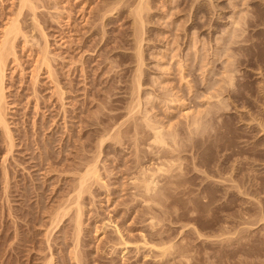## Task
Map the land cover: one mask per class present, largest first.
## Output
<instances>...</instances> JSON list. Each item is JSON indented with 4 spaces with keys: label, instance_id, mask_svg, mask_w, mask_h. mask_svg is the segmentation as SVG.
I'll list each match as a JSON object with an SVG mask.
<instances>
[{
    "label": "rangeland",
    "instance_id": "rangeland-1",
    "mask_svg": "<svg viewBox=\"0 0 264 264\" xmlns=\"http://www.w3.org/2000/svg\"><path fill=\"white\" fill-rule=\"evenodd\" d=\"M129 1L135 2L34 0L33 4L37 6L36 20L40 24L37 25L30 7H24L21 15L19 14L20 0H0V38L9 21L18 14L23 29L15 39V54L8 57L5 72L4 111L15 144L9 153L0 124V264H44L51 252L55 254V264H264V23L258 19V0H195L203 5L200 4L201 7L197 8L194 0H149L150 14L148 11L145 14L146 17L148 15V20L145 17L148 22L142 26L144 28H140L144 29L142 36L133 24V15L130 13L129 16ZM234 1L239 4H234ZM262 10L264 18V9ZM244 14L250 19V23L247 21L242 24L246 31H238L241 33L238 38L240 42L234 43V34L231 33L234 32V23L231 24L232 20L234 22L233 16L237 19V16ZM251 19H255V22ZM258 21L261 24H257ZM252 22L255 23L254 26ZM229 30L233 36L229 34ZM136 34L138 39L142 38L143 60H146L142 65L141 82L144 84L143 93L140 92L141 107H150L146 114L154 111L155 114L150 113L152 117L148 116L160 117L161 119H157L154 116V120L160 119L156 120V125L163 126L166 132L179 133L175 140L180 136L179 140L184 139L182 143H178L184 150L178 147L177 151L183 154L177 155L175 152L176 157L182 159L185 156L180 160L182 164L176 163L180 162V158L176 161L173 157L175 153L172 156L175 159L170 158L176 161V164L173 162L176 167L171 163L172 167L182 170V173L178 172L184 176H174L176 181L169 174L178 182L172 183L178 188L172 184H169L172 187L167 188L169 185L166 182H170L172 178L167 173H172L171 169L173 171L171 166H167L168 159L166 166L164 165L168 168L165 169L167 173L165 170L157 171L156 178L161 179L160 185L165 184L164 188L167 192L169 190L170 195L167 196L166 193L165 199L158 201L159 204L155 201L148 208L141 196H134L137 189L130 178L142 164H149L147 167H151L154 162L152 167L156 169V166L168 158L167 154L169 157L171 155L161 150L159 156L162 159L154 152L149 153L144 133L143 141L140 138L136 145L128 134L127 137L123 135L120 138V141L124 139L123 143L106 140L104 148H101L102 154L97 156L98 168L104 180L93 184L92 194L86 193L82 198L84 213L78 246L82 263H79L71 254L74 247L73 219H68L55 228L50 239L47 227L58 200L77 178L78 174L75 172L81 171L79 168L83 170L88 159L98 153L96 141L99 134L95 135L97 127L100 126V131L105 124H112L116 119L123 120L128 116V104L132 100L129 97L133 96L128 87L132 86L129 81H132L136 67L134 50L136 51L138 42H133L137 39ZM246 36H251L252 43L242 39ZM43 51L48 57L49 66L46 62L43 64ZM179 61L183 65L188 64L184 65L188 70H183L187 82L183 79ZM229 69L234 70L231 71L234 78V84L230 83L231 85L228 84L229 78H226L230 74ZM225 72L226 75L223 76ZM213 82V90L208 89L209 83ZM187 84L189 87L193 85L190 92ZM149 90L154 92L149 94L152 99L156 96L153 100L148 99L152 103L147 102V97L144 96ZM218 90L223 91L220 93ZM215 93H219L221 99L224 98L223 105L226 104L224 107L219 104L220 108L216 110L214 108L218 107V96L210 98L211 101L207 99ZM170 95H173L172 98ZM171 99H178L179 102L173 104L172 101L175 100ZM147 105L150 106L146 108ZM194 112L198 115L200 113V116H196ZM196 117L201 118V123L198 121L199 128L191 124L192 128L195 126L194 132V128L188 124L193 123L192 118L194 120ZM127 122L126 125L129 124ZM179 127L180 130L175 131ZM203 127L206 129L204 133L201 131ZM196 130L200 131L199 135ZM189 131L194 135L190 136L193 133H188ZM192 137L195 138L193 141ZM194 141L201 146L197 147L198 143ZM140 147L143 151L139 150ZM145 150L147 151L144 152ZM137 156L143 159L140 160ZM194 162L196 168L193 166ZM180 164L185 170L177 166ZM184 165L191 173L186 171ZM198 167L204 172L207 169L206 172L209 173L204 174ZM5 169L8 172L9 186L4 183ZM183 170L186 173L183 174ZM219 170L223 172L222 176ZM174 171L173 174H179ZM178 178H181L180 181L183 179V182H179ZM218 180L223 182L218 183ZM4 184L7 186V193ZM23 187L30 191L24 192ZM209 188L215 190L210 191ZM188 192L191 194L188 195ZM22 193L26 196L29 194V199ZM187 196H190L189 200ZM110 218L121 228L123 238L128 241L125 253L122 251L125 245H113L120 240L114 224L106 227L105 232L102 230L103 223ZM15 231L22 233L20 236L18 233L16 237ZM144 239L150 241V247L151 243L160 244V248L161 245L169 247L167 243H172L171 246L176 243L178 248L175 245V248L168 249L170 253L174 251V254L167 251L168 255H161L160 248L149 249V245L145 244L144 247ZM154 253L159 254L157 259V254L153 255Z\"/></svg>",
    "mask_w": 264,
    "mask_h": 264
},
{
    "label": "bare ground",
    "instance_id": "bare-ground-1",
    "mask_svg": "<svg viewBox=\"0 0 264 264\" xmlns=\"http://www.w3.org/2000/svg\"><path fill=\"white\" fill-rule=\"evenodd\" d=\"M34 0H20V8H19V14L21 15V11H22V9L24 8V7H27L28 6V8L32 11V13H33V15H34V21L37 19V17H36V14H35V9H36V5H34L35 3L33 2ZM128 1V0H127ZM193 1V0H192ZM199 1V0H198ZM195 2V0L193 1V2H195V3H197L196 4V8L199 6V7H201L200 6V4H201V2ZM126 2V1H125ZM124 2V3H125ZM193 2H192V4H193ZM203 2V1H202ZM215 2V1H214ZM214 2H211V4L213 3V4H216V3H214ZM232 2V1H231ZM235 2V1H234ZM240 2V1H239ZM257 2V6L259 7V9H258V7H256V10L258 9V15L260 16V17H258V19L260 18V22H262V23H264L263 21H264V18H262V9H264V0H258V1H256ZM34 3V4H33ZM150 3L151 2H149V0H135V2L133 1V3L132 2H130L129 1V3L127 2V6H129V7H131L129 10L131 11V12H128L129 13V16L132 14L133 16L132 17H134V21L133 22H135V23H133L134 25H135V28H136V26H137V32L139 33L140 32V34H141V36H142V31H144V29H140L142 26H144V24H145V22H148L147 20H148V15H147V17H146V12L150 9ZM189 3V2H188ZM234 4H239V3H234ZM134 5V6H133ZM151 5H153V2H152V4ZM202 5V4H201ZM124 6H126V5H124ZM126 6V7H127ZM190 6H191V1H190ZM203 6V5H202ZM235 6V5H234ZM192 7H194V6H192ZM263 7V8H262ZM214 8V7H213ZM260 8H262V9H260ZM182 9H184V8H182ZM253 9H255V7L253 8ZM197 10V9H196ZM218 10V9H217ZM261 10V11H260ZM150 12H151V10H150ZM257 12H253L254 14L255 13H257ZM131 13V14H130ZM148 13H149V11H148ZM246 13V12H245ZM19 14L17 15V17L16 18H12L10 21H9V23H8V25L5 27V29H4V31H3V34H1V41H0V124H1V127H2V129H3V134H4V139H3V141L5 142V144L7 145V151L10 153V152H12V148H13V146H14V144H15V140H14V137H13V134H12V131H11V129H10V127H9V124H8V122H7V119H6V117H5V111H4V109H5V86H4V84H5V77H6V65H7V61H8V57L10 56V55H14L15 54V47H14V42H15V39L17 38V36L20 34V32L23 30L22 29V26H21V20H20V17H19ZM150 14V13H149ZM218 14V13H217ZM247 14V13H246ZM236 15H237V13H236ZM253 17H255L254 15H252ZM145 17L147 18V20H145ZM234 17V22H233V20H232V25H233V23H234V28H233V30H234V32H231V33H233L234 34V43H238V42H240L239 40L240 39H238V38H240L239 36H241L240 34H239V32H241V31H243L244 30V33H245V29H244V27L242 26V24L243 23H246L247 21L250 23V19H247V16L244 14V16L242 15V16H237L238 18L236 19V17L235 16H233ZM232 17V18H233ZM263 17H264V15H263ZM189 18H191V17H189ZM248 18H249V16H248ZM257 19V20H258ZM252 20V19H251ZM254 20V22H255V19H253ZM252 20V21H253ZM151 21V20H150ZM36 22L38 23V21L36 20ZM36 22H35V24H36ZM259 21L257 22V24L258 23H260ZM137 24H139V25H137ZM147 24V23H146ZM252 24H253V22H252ZM251 24V25H252ZM255 24V23H254ZM254 24L252 25V26H254ZM261 24V23H260ZM37 25H40L39 23L37 24ZM245 25V24H244ZM250 25V24H249ZM250 25V26H251ZM241 26L243 27V28H241ZM139 27V28H138ZM142 28H144V27H142ZM243 29V30H242ZM140 30V31H139ZM232 30V31H233ZM241 30V31H240ZM134 31V30H133ZM228 31V30H227ZM226 31V32H227ZM230 31L231 30H229V34L230 35H232L233 36V34H231L230 33ZM239 31V32H238ZM136 32V33H137ZM133 34L135 35V33L133 32ZM139 34V35H140ZM137 35V37L136 36H134V38L133 39H135V37L137 38L136 40H134L133 42H138V43H136V51L134 50V52H136L135 53V59H136V67H135V65H134V67H135V69H134V72H133V77H131L132 78V81L130 80L129 82H131L132 83V86H133V88H132V86L130 85V83H128L129 85L128 86H131V87H128V88H130L129 90L131 91V94L133 95L132 97H129L130 99H132L131 100V102H130V104H128V107H129V110H127L128 109V107H127V105H126V107H127V111H125V112H127L126 114H128V116L125 118V119H123V120H121L120 118H119V120H121V121H119V120H117L116 119V121L113 123L112 122V124H108V125H106L105 124V126L103 127V126H101V127H103L100 131H98L99 130V127H97L98 128V130H96V134L95 135H98L99 134V138H98V141H96V139L94 138V140L96 141V143H97V150H99V151H97L96 152V150L94 151L95 153H97V154H95L96 156H93V158L92 159H88V161L86 162V164H85V168L83 167V170H82V168H79V167H77V169L79 168V170H81V171H79V172H81L80 174H79V172L77 171V172H75L76 173V175H77V178H75L74 179V181H72L73 183H72V185H70V188L69 189H65L66 191H64V193L62 194V196L60 197V199L58 200V203H57V206H56V208H55V210L51 213V215H50V221H49V226L47 227V235H49V239H50V235L52 234V231L55 229V228H57V227H59L60 225H61V223H65V221L66 220H68V219H73V221H74V228H73V232H72V238H73V241H74V247H73V251H72V253L71 254H73L74 255V257H75V260H78L77 262H79V263H82L81 261H82V257H81V254H80V256H79V252H78V246H79V242H80V234H81V231H82V225H83V220H82V215H83V209H84V202L82 201L83 199V197H84V194H86V193H90V194H92V192H91V190H92V187L94 186L93 184H95L96 182V184H98V182H103V178L101 177V171H99V168H98V164H97V162H98V158L100 157V153L103 151L101 148H104L103 147V144H104V142H107L106 140H113L112 142H114V140L118 143V142H122L123 143V140L122 141H120L121 139V137H124L123 135H127L129 138H131V141H132V139H133V141H134V144L136 145V144H138L139 143V139L140 138H142L141 140L143 141V135L145 134L146 136V139L148 140V141H146L145 143H146V149H150V150H152L151 152H150V150L148 151L149 153H152V152H154V153H156L157 155H158V158H162V157H160L159 156V153L161 152V150H164L165 152H167V153H169L170 155H171V157H169L168 156V154H167V157L165 156V158H167V159H165V160H163V162H161V165H159V166H156V169H154L152 166H153V163H152V165H151V163H150V165H151V167H147V166H149V164H147V166H145V165H143L142 163V166H139V167H137L136 169H138V171H136V173H134V174H132V176H131V178H130V180H131V183L133 184V186L137 189V193L135 192L134 193V196L136 195H138L139 197L141 196L142 198H143V200H144V202L146 203L145 205L148 207V208H150L151 206H152V204H155L154 202L155 201H157V203L159 204V202H160V200L162 201L163 200V198L165 199L166 198V193H168L169 192V190H168V192L165 190V184L163 185V186H161L160 185V183H159V180H161V179H159V180H157V175H156V172L157 171H161V170H168V168H166L165 166H166V164H167V160L169 159L170 160V158H172L173 159V157H175L174 159L177 161V158L179 159L180 157H176L175 155H176V153L175 152H177L179 149H178V147L179 148H182V147H180L179 146V144L178 143H182V140H184V139H180L179 140V138L181 137H179L178 138V140H177V142H176V140H175V136L176 135H178V134H176L175 132L173 133V132H169V131H165V128L163 127V126H158V125H156V124H158L157 123V121H159L161 118L160 117H158V118H160L159 120H157L158 118L155 116V118H157V119H155L154 120V116H153V118H151L152 116L150 115V113L149 114H146V112L148 113V109L150 108L148 105L146 106V108L147 107H149L148 109H144V108H142L141 107V105H142V97L140 96V92H142V86H143V84L144 83H142L141 82V79H142V72H143V67H142V65L144 64V61H146V60H143L144 59V57H143V54H142V51H144L143 50V48H142V44H141V42H143L142 41V38L139 36V38H141V39H138V34H136ZM186 35V34H185ZM189 35V34H188ZM187 35V36H188ZM243 36V35H242ZM144 37V36H143ZM220 39V38H219ZM244 41H246L247 43L250 41V43H252V38H251V36L250 37H243L242 38ZM242 39H241V42H243L242 41ZM138 40V41H137ZM238 41V42H237ZM134 45V44H133ZM135 46V45H134ZM134 46H133V48H134ZM45 49V48H44ZM198 50V49H197ZM45 51H46V49H45ZM45 51H43V53H44V57H43V64L46 62L47 63V65L49 66V63H48V57L46 56V53H45ZM220 52V51H219ZM197 53H198V51H197ZM216 53H218V52H216ZM199 54V53H198ZM197 55V54H196ZM227 56H229V55H227ZM134 57V56H133ZM131 58V57H130ZM123 59V58H122ZM146 59V58H145ZM131 61H132V59H131ZM135 61V60H134ZM185 61V60H184ZM208 61V60H207ZM207 61H205L206 63V66H207ZM210 61V60H209ZM133 62V61H132ZM180 62V61H179ZM178 62V64H179V66H181L179 69H180V71L182 72V74H183V70L184 69H187V68H185L184 67V65H186V64H182L181 62V64ZM186 62V61H185ZM184 62V63H185ZM146 64V63H145ZM204 64V63H203ZM188 65V64H187ZM210 65V64H209ZM170 67V66H169ZM187 67V66H186ZM189 67V66H188ZM165 68V67H164ZM145 69V68H144ZM169 70V69H168ZM171 70V69H170ZM188 70V69H187ZM227 70V69H226ZM165 71V70H164ZM229 72H230V74H229V76H231V77H226V78H229V83L228 84H230V83H232V84H234V82H233V76L231 75L232 74V72H234V70L232 71V69H231V71H230V69L228 70ZM228 71H226L227 72V75H228ZM146 72V71H145ZM226 72H225V74L223 75V76H225L226 75ZM167 73V72H166ZM168 73H170V72H168ZM186 73V72H185ZM147 75V74H146ZM181 75V74H180ZM233 75H234V73H233ZM183 76H184V74H183ZM151 77V79H152V76H150ZM156 77V76H155ZM154 77V78H155ZM181 77H182V75H181ZM235 77V76H234ZM144 79V78H143ZM150 79V78H149ZM157 80H158V78H156ZM155 79V80H156ZM182 79V78H181ZM183 79H185V76H184V78ZM182 79V80H183ZM225 79V78H224ZM223 79V80H224ZM181 80V81H182ZM190 80V79H189ZM189 80H188V82H189ZM227 80V79H226ZM148 81V80H147ZM146 81V82H147ZM154 81V80H153ZM184 81V80H183ZM185 81L187 82V78L185 79ZM210 81V80H209ZM225 81V80H224ZM144 82V81H143ZM211 82V81H210ZM226 82V81H225ZM135 83V84H134ZM154 83V82H153ZM190 83H191V81H190ZM189 83V84H190ZM208 83V82H207ZM216 83H217V81H216ZM186 84V83H185ZM189 84H187V86L189 85ZM226 84H227V82H226ZM214 82H213V84L211 83H209V87H208V89H212L214 86ZM231 85V84H230ZM145 86V85H144ZM167 86V85H166ZM191 86H193V85H190V87L188 88V90L191 88L192 89V87ZM216 86V85H215ZM221 86V85H220ZM222 86H224V85H222ZM127 87V86H126ZM164 87V86H163ZM145 88V87H144ZM170 88V87H169ZM168 88V89H169ZM172 88V87H171ZM170 88V89H171ZM216 88V87H215ZM217 88H219L220 89V87H217ZM167 89V88H166ZM128 90V89H127ZM147 90V89H146ZM146 90H144L145 92H146ZM180 90H181V88H180ZM193 90V89H192ZM213 90V89H212ZM163 91V90H162ZM170 91V90H169ZM173 91V90H172ZM214 91H216V90H214ZM219 92H220V90H218ZM217 91V92H218ZM223 90H221V92H222ZM148 92V91H147ZM150 92H153V91H151V90H149V92H148V96H149V94H151ZM171 92V91H170ZM189 92H190V90H189ZM220 92V93H221ZM129 93V92H128ZM143 93V92H142ZM141 93V94H142ZM154 93V92H153ZM161 93V92H160ZM210 93V92H209ZM213 93V92H212ZM146 94V93H145ZM156 94V93H155ZM171 94V93H170ZM174 94V93H173ZM175 94H177L176 96H178V93L177 92H175ZM174 94V95H175ZM211 94V93H210ZM218 94V95H217ZM215 93V95L213 94V95H210V97H206L208 100L211 98H213V99H215L213 96H215V97H217L218 96V98L216 99L217 101H218V103H217V105L216 106H218L219 104V106H221V105H223V99H221L222 98V96L221 95H219V93ZM143 95V94H142ZM147 95H144L145 96V98L148 100V99H150L151 97V95L148 97ZM169 95V94H168ZM129 96H131V95H129ZM163 96V95H162ZM171 96V95H170ZM173 96V95H172ZM172 96H171V98H172ZM207 96V95H206ZM221 96V97H220ZM156 97V96H155ZM155 97H153V99L155 98ZM164 97H166V96H164ZM180 97H183V96H180ZM220 97V98H219ZM169 98V97H168ZM174 98V97H173ZM176 98V97H175ZM178 98V97H177ZM128 99V98H127ZM130 99H129V101H130ZM146 99H144V100H146ZM152 98H151V100H153ZM157 99V98H156ZM180 99V98H179ZM146 100V101H147ZM162 100V99H161ZM171 100H175V101H172V103L173 102H179V100L177 101L176 99H171ZM207 100V101H208ZM127 102H128V100H126ZM209 101H211V100H209ZM216 101V102H217ZM145 102V101H144ZM147 102H151L152 103V101H147ZM216 102H215V104H216ZM221 102H222V104H221ZM150 103V104H151ZM171 103V102H170ZM211 102H209V104H210ZM144 104V103H143ZM145 104H148V103H145ZM173 104H176V103H173ZM214 104V105H215ZM155 105V104H154ZM153 105V106H154ZM168 105H169V102H168ZM224 105H226L225 103H224ZM224 105H223V107H224ZM215 107L214 109L216 110L217 108H220V107ZM144 107V106H143ZM151 107H152V105H151ZM114 108V107H113ZM155 108H156V106H155ZM222 108V107H221ZM144 109V110H143ZM153 109H154V107H153ZM153 109H150V110H153ZM214 109H213V111H214ZM206 110H208V109H206ZM219 110V109H218ZM188 111V110H187ZM211 111V110H210ZM153 112L154 111H152V113L151 114H153ZM186 112V111H185ZM196 112V111H195ZM194 112V113H195ZM198 112V111H197ZM201 112H202V110H201ZM212 112V111H211ZM216 112V111H215ZM157 113V112H156ZM189 113H190V111L188 112V115H189ZM193 113V112H192ZM209 113V112H208ZM214 113V112H213ZM212 113V114H213ZM216 113H218V111L216 112ZM113 114H116L115 112L113 113ZM120 114V113H119ZM118 114V115H119ZM125 114V115H126ZM154 114H155V112H154ZM197 113H195V115H196ZM206 114H207V112H206ZM211 114V113H210ZM111 115V114H110ZM124 115V114H123ZM151 116V117H149V116ZM198 115V114H197ZM196 115V116H197ZM213 115H216V114H213ZM112 116V115H111ZM114 116V115H113ZM192 116V115H191ZM198 116H200V113H199V115ZM115 117V116H114ZM119 117H121V115L119 116ZM123 117V116H122ZM188 117V116H187ZM215 117V116H214ZM112 118V117H111ZM115 118H118V117H115ZM151 118V119H150ZM190 118V117H189ZM193 118H194V116H193ZM193 118H192V121H193V123L191 122L190 123V120H191V118H190V120H189V123H190V125L188 124V126H190L191 128H192V126H191V124L193 125H195L196 126V128H199L198 127V123L200 122L199 121V119H201L200 117L198 118V117H196L197 119H194L193 120ZM203 118V117H202ZM100 119H101V117H100ZM111 120H113V119H111ZM130 120V121H129ZM157 120V121H156ZM163 120V119H162ZM114 121V120H113ZM127 121H129V122H127ZM153 121H156V123L155 122H153ZM199 121V122H198ZM105 122V121H104ZM126 122L127 123H129L128 125H126ZM161 123H162V121H160ZM204 122V121H203ZM202 122V123H203ZM201 123V122H200ZM205 123V122H204ZM203 123V126H205V124ZM259 124L261 123V122H258ZM168 124V123H167ZM125 125V128H122L123 126ZM159 125H160V123H159ZM170 125V124H169ZM261 125H263V123L261 124ZM166 126V125H165ZM172 126V125H171ZM195 126L193 127L194 128V132H195ZM199 126H201V125H199ZM175 127H177V126H175ZM189 127V128H190ZM263 127V126H262ZM261 127V128H262ZM169 128H170V126H169ZM169 128H168V130H169ZM188 128V129H189ZM192 128V129H193ZM204 128L205 127H203V130H201V131H203V133H204V131L206 130H204ZM167 129V128H166ZM172 129H174L173 127H172ZM180 130V127L179 128H177V129H175V131H177V130ZM182 129V128H181ZM202 129V128H201ZM178 130V131H179ZM263 130V129H262ZM170 131H172L171 130V128H170ZM181 131H183V130H181ZM193 131V130H192ZM197 131V130H196ZM184 132V131H183ZM191 131H189L188 133H190ZM198 132H200V131H197L196 133H198ZM144 133V134H143ZM182 133V132H181ZM191 133H193V132H191ZM93 134V133H92ZM143 134V135H142ZM182 134H184V133H182ZM200 133H198V135H199ZM94 135V136H95ZM140 135H141V137H140ZM181 135V134H180ZM189 135V134H188ZM191 135H194V133L193 134H190V136ZM202 135V134H201ZM126 136V137H127ZM182 136H185V134L184 135H182ZM189 136V137H190ZM210 136V135H209ZM219 136V135H218ZM96 137V136H95ZM216 137H217V135H216ZM215 137V138H216ZM97 138V137H96ZM169 138H171L172 140H170ZM186 138V137H185ZM193 139L191 140V141H193L195 138L194 137H192ZM220 138V137H219ZM218 138V139H219ZM187 139V138H186ZM189 139V138H188ZM207 139H209L210 140V142H211V139L208 137ZM206 138H205V141L207 140ZM130 140V139H129ZM145 140V139H144ZM201 139H199V141H200ZM213 141H214V139H212ZM95 141H94V144H95ZM130 141V142H131ZM132 141V142H133ZM141 141V142H142ZM171 141H173V142H171ZM178 141H181V142H178ZM217 142L218 141H220V140H216ZM216 141H215V143H216ZM224 141V140H223ZM231 141H233L232 139H231ZM109 142V141H108ZM116 142L114 143V144H116ZM140 142V143H141ZM194 142H197V141H194ZM201 143H202V140L200 141ZM175 143V144H174ZM184 144L186 143V142H183ZM198 143V142H197ZM196 143V144H197ZM212 143V142H211ZM220 143V142H219ZM225 143V142H224ZM109 144V143H108ZM121 144V143H120ZM183 144V145H184ZM186 144H188V143H186ZM185 144V145H186ZM192 144H194V143H192ZM203 144V143H202ZM208 144V143H207ZM181 145V144H180ZM182 145V146H183ZM198 145H200L201 146V144H197V147H198ZM206 145V144H205ZM205 145L203 146V147H205ZM209 145V144H208ZM212 145V144H211ZM211 145H209V146H211ZM215 145V144H214ZM218 145V144H217ZM221 145V144H220ZM223 145V144H222ZM231 145H233V144H231ZM93 146V145H92ZM95 146V145H94ZM139 146H140V144H139ZM144 146H145V144H144ZM194 146V145H193ZM199 146V147H200ZM207 146V145H206ZM107 147V146H106ZM134 147H136V146H134ZM153 147H155L156 149H157V151L156 150H153ZM197 147H196V149H197ZM221 147V146H220ZM136 148H138V145H137V147ZM154 148V149H155ZM95 149V148H94ZM199 149V148H198ZM92 150V152H93V148L91 149ZM135 150V149H134ZM139 150H142V148L140 147L139 148ZM182 150H184L183 148H182ZM200 151H201V149H199ZM203 150H204V148H203ZM206 150V149H205ZM136 151V150H135ZM143 151V150H142ZM147 150H145L144 152H146ZM207 151V150H206ZM206 151H204V152H206ZM148 152H147V155H148ZM181 152V151H180ZM204 152H201V154L202 153H204ZM136 153H138V152H136ZM164 153V152H163ZM162 153V154H163ZM175 153V154H174ZM178 154L177 155H181V154H183L182 152L181 153H179V152H177ZM197 153V152H196ZM207 153V152H206ZM102 154V153H101ZM135 154V153H134ZM141 154V153H140ZM139 154V155H140ZM143 154V153H142ZM161 154V155H162ZM173 154H174V156H173ZM193 154H195V153H193ZM200 154V155H201ZM99 155V157L97 158V156ZM138 155V156H139ZM146 155V154H145ZM164 155H166V153H164ZM164 155H162L163 157H164ZM206 155V154H205ZM208 155H211V154H208ZM208 155H207V157H208ZM137 156V157H138ZM141 156V155H140ZM143 157H145L144 155H142ZM141 156V157H142ZM151 156V155H150ZM153 156V155H152ZM156 156V155H155ZM173 156V157H172ZM194 156V155H193ZM137 157H135V158H137ZM183 157V156H182ZM201 157H203V155H201ZM207 157H205V158H207ZM214 157V156H213ZM212 157V158H213ZM139 158V157H138ZM137 158V159H138ZM185 158V156L181 159H179V161L180 160H183ZM188 158V157H187ZM199 158V157H198ZM204 158V157H203ZM211 158V157H210ZM210 158H207V159H210ZM140 159V158H139ZM143 158H141L140 160H142ZM150 159V158H149ZM152 159V158H151ZM150 159V160H151ZM157 159V158H156ZM163 159V158H162ZM173 159V160H174ZM202 159V158H201ZM168 160V164L169 165H167L168 167H170V168H173L172 167V165H173V162L175 163L176 161H173V160H170L169 161ZM195 160V159H194ZM200 160V159H199ZM85 161V160H84ZM134 161V160H133ZM136 161H138V160H135V162ZM185 161V160H184ZM203 161V160H202ZM205 161V160H204ZM158 162H159V160H158ZM83 163H85V162H83ZM138 163H140V161L138 162ZM138 163H135V166H136V164H137V166H138ZM145 163V162H144ZM171 163H172V165H171ZM177 164L178 163H181L182 164V161H180V162H176ZM175 163V164H176ZM184 163V162H183ZM199 163V162H198ZM204 163V162H203ZM205 163H206V161H205ZM204 163V164H205ZM221 163H223V162H221ZM180 164V166L179 165H177L179 168L181 167V166H183V165H181ZM195 162H194V165L193 166H195ZM203 164V165H204ZM81 165H84V164H82L81 163ZM165 165V166H164ZM198 165V164H197ZM201 164H199V167H202V166H200ZM205 165H207V164H205ZM174 166V165H173ZM225 166H227V165H225ZM80 167H82V166H80ZM174 167H176V166H174ZM184 167H185V165H184ZM198 167V168H199ZM207 167V166H206ZM169 168V169H170ZM182 169H184L183 167H181ZM186 168V171L187 172H189L188 170H187V167H185ZM195 168H196V166H195ZM198 168L197 169H195V170H198ZM204 168V167H203ZM176 169V168H175ZM174 168H173V171L175 170ZM200 169H202V168H199V170ZM209 169V168H208ZM218 169H221V167H219ZM228 169V168H227ZM165 170V171H166ZM185 170V169H184ZM183 170V174L184 173H186L185 171ZM190 170V169H189ZM193 170V169H192ZM194 170V171H195ZM206 170L207 169H205V172H206ZM213 170V169H212ZM225 170H226V167H225ZM4 171H6L5 172V174H4V176H5V181H4V183L5 184H8L9 182V178H8V172H7V170L5 169ZM172 173H167V171L165 172V173H167L168 175L169 174H172V176L174 177V176H176L177 175V177H178V175L179 176H181L180 174L182 173V170L181 171H179V169L177 168L176 169V171H174V173H179V172H181V173H179V174H173V171H172V169L170 170ZM169 171V172H170ZM179 171V172H178ZM191 171V170H190ZM201 172L203 171V170H200ZM200 171H197V172H200ZM209 171H211V170H209ZM216 171V170H215ZM220 171V172H219ZM218 172L219 173H221L220 175L222 176L223 174V172H221V170H219ZM204 172V171H203ZM205 172H204V174H205ZM214 172V171H213ZM226 172V171H225ZM230 172V171H229ZM101 173V174H100ZM158 173V172H157ZM189 173H191V172H189ZM207 173V172H206ZM209 173V172H208ZM207 173V174H208ZM217 173V172H216ZM216 173H215V175H216ZM219 173H218V175H219ZM161 174V173H160ZM166 174V175H167ZM211 174V173H210ZM214 174V173H213ZM162 175V174H161ZM160 175V176H161ZM165 175V174H164ZM186 175V174H185ZM188 175V174H187ZM226 175H228L227 173H226ZM103 176V175H102ZM170 177H172L171 175H169ZM182 176H184V175H182ZM181 176V177H182ZM213 176V175H212ZM217 176V175H216ZM225 176V175H224ZM173 177L172 178H170V182H166V183H168V185L169 184H174L177 180V178L175 179V177H174V179L176 180H174L173 179ZM185 178V177H184ZM186 178H187V176H186ZM185 178V179H186ZM206 178H210V177H206ZM214 178V177H213ZM218 178V177H217ZM225 179H226V177H224ZM228 178H229V176H228ZM227 178V179H228ZM173 179V180H172ZM179 179V178H178ZM185 179H184V181H185ZM211 179H212V177H211ZM214 179H216V178H214ZM219 179V178H218ZM221 179V178H220ZM224 179V180H225ZM229 179H232V177L231 178H229ZM228 179V180H229ZM181 180V178L178 180L179 182H183V179H182V181H180ZM217 180V179H216ZM222 180V179H221ZM221 180H218V183H220V182H223V181H221ZM168 181H169V179H168ZM212 181H214V180H212ZM220 181V182H219ZM225 181H227V180H225ZM105 183V182H104ZM178 182H176V184H177ZM186 183V182H185ZM208 183V185H209V182H207ZM4 184V185H5ZM106 184V183H105ZM172 184V185H173ZM173 185V186H177V185ZM181 186H182V184L181 183H179ZM178 184V185H179ZM206 184V183H205ZM103 185V184H102ZM179 185V186H180ZM184 185V184H183ZM202 185H204L203 183H202ZM8 186H9V184H8ZM69 187V186H68ZM67 187V188H68ZM168 187H172L171 185H169V186H167V188ZM201 187V186H200ZM199 187V188H200ZM214 187H215V185H214ZM6 188H7V186L5 185V193H7L6 192ZM24 188V192H25V190L27 189L26 187H23ZM174 189H175V187H173ZM176 188H178V186L176 187ZM203 188H204V186H203ZM202 188V189H203ZM216 188V187H215ZM215 188L213 189V190H215ZM171 189V188H170ZM184 190H186L185 188H183ZM188 189V188H187ZM211 189V190H212ZM29 190V189H28ZM28 190H26V191H28ZM166 192H165V191ZM189 190V189H188ZM187 190V191H188ZM204 190V192H206L205 191V189H203ZM209 190H210V188H209ZM210 190V191H211ZM8 191V190H7ZM30 191V190H29ZM171 191V190H170ZM189 191H192V190H189ZM207 191H208V188H207ZM210 191H209V193H210ZM23 192V193H24ZM181 192H183V191H181ZM195 192V191H194ZM197 192H199L198 190H197ZM197 192H195V193H197ZM21 194V195H23L24 197H26V198H28L29 199V194H28V196H26V194ZM170 193V192H169ZM168 193V195L167 196H169L170 194ZM184 193V192H183ZM182 193V196L184 195ZM185 193H186V191H185ZM190 192H188L187 194L188 195H190L189 194ZM193 193V192H192ZM201 193H203V192H201ZM13 194V193H12ZM172 194V193H171ZM198 195H199V193H197ZM196 194V195H197ZM204 194V193H203ZM206 194V193H205ZM211 195H213V192L212 193H210ZM214 194H216V193H214ZM40 195V194H39ZM175 195V194H174ZM194 195V193L192 194V196ZM197 195V196H198ZM172 196V195H171ZM185 196V195H184ZM200 196V195H199ZM203 196V195H202ZM207 196H208V194H207ZM206 196V197H207ZM8 197V196H7ZM173 197V196H172ZM188 197V198H187ZM186 198L189 200V197L190 196H187ZM211 196H209V198H210ZM215 197V196H214ZM168 199H169V197H167ZM192 198V197H191ZM200 198V197H199ZM208 198V199H209ZM167 199V200H168ZM194 199V198H193ZM192 199V200H193ZM207 199V198H206ZM211 199V198H210ZM213 199V198H212ZM192 200H190V201H192ZM195 200H197V197H196V199ZM201 199H198V201H200ZM203 200V199H202ZM26 201V200H25ZM159 201V202H158ZM204 201V200H203ZM27 202V201H26ZM25 202V203H26ZM143 202V201H142ZM193 202V201H192ZM166 203V202H165ZM194 203V202H193ZM198 203V202H197ZM28 203H26L25 205H27ZM195 204V203H194ZM29 205H27V207H28ZM21 209H23V208H21ZM27 212V211H26ZM70 212H72V214H70ZM17 213V212H16ZM29 213V212H28ZM22 214H23V212H22ZM70 214V216L68 217L67 215H69ZM20 216V215H19ZM26 217V216H25ZM155 217V215L154 216H151V218H154ZM112 218V217H111ZM107 219V221H105L104 223H103V229H102V227H101V229L103 230V232H105V230H106V227L108 228V227H110V226H112L113 224V226H114V229H115V231L119 234V236H120V240L119 241H117V242H114L113 243V245H116V244H123V245H125L124 246V248L122 249V251L125 253V251H126V249H127V245L126 244H128V241H126L124 238H123V234H122V231H121V228L117 225V224H115L114 223V221H113V219ZM156 220V219H155ZM150 222H152V220L150 221ZM154 223V222H153ZM154 224H156V222L154 223ZM151 225H152V223H151ZM19 226V225H18ZM154 225H152V227H153ZM22 232H23V230H21ZM20 231V232H21ZM16 232V231H15ZM21 232V233H22ZM18 233H19V231L18 232H16V237H18L17 235H18ZM21 233H19V236H20V234ZM25 233H26V231H25ZM22 235H26V234H22ZM198 235H200V234H198ZM28 236V235H27ZM26 236V237H27ZM24 238V237H23ZM31 238V237H30ZM142 238H145V236L144 237H142ZM147 238V237H146ZM26 239V238H25ZM29 239V238H28ZM28 239H27V241H28ZM21 240V239H20ZM148 239H144V240H142L143 242H142V245H149V249L151 248V247H155V248H153V249H156L157 250V248H160L159 247V245L158 244H155V245H158V246H155L154 244H152L151 243V247H150V244H149V242L150 241H147ZM26 241V240H25ZM137 244L139 245L140 243H138L137 242ZM165 244V243H164ZM168 245H169V247H165V246H163V245H161L162 247L160 248V254L161 255H168L171 251V249H173V248H175V245H176V243H173V246H171L172 245V243L171 244H169V243H167ZM20 245H22V244H20ZM19 245V246H20ZM112 245V247H114ZM145 245H144V247H145ZM168 245H166V246H168ZM141 246V245H140ZM139 246V247H140ZM177 246V248H178V245H176ZM180 246V245H179ZM14 247V246H13ZM49 247H51L50 245H49ZM146 247H148V246H146ZM157 247V248H156ZM173 247V248H172ZM16 248H18V247H16ZM16 248H15V250H16ZM20 248V247H19ZM176 248V249H177ZM168 249H170L169 251H168ZM13 250H14V248H13ZM18 250V249H17ZM16 250V251H17ZM152 250V249H151ZM185 250V249H184ZM11 251V250H10ZM154 251V250H153ZM169 253H168V252ZM180 251V250H179ZM183 251V250H182ZM14 252V251H13ZM167 252V253H166ZM174 252V251H173ZM170 253V254H174V253ZM181 252V251H180ZM179 252V253H180ZM10 253V252H9ZM12 253V252H11ZM16 253V252H15ZM18 253V252H17ZM123 253V254H124ZM158 253V252H157ZM157 253H154L153 255H156ZM178 253V254H179ZM150 255H152V253L150 252L149 253ZM9 255V254H8ZM11 255V254H10ZM54 253L53 252H51L50 253V256H49V258H48V260L44 263V264H55V257H54ZM158 255L159 254H157V256H155V258L157 259V257H158ZM160 255V258L162 257ZM165 255V256H166ZM177 255V254H176ZM14 257L16 256V255H13ZM125 256V255H124ZM171 256V255H170ZM175 256V255H174ZM180 256H182V254L180 255ZM2 257V256H1ZM10 257V256H9ZM73 257V258H74ZM164 257V256H163ZM160 258H158V260L160 259ZM165 258H167V257H165ZM164 259V258H163ZM190 261V260H189ZM188 261V262H189ZM9 264V263H8Z\"/></svg>",
    "mask_w": 264,
    "mask_h": 264
}]
</instances>
